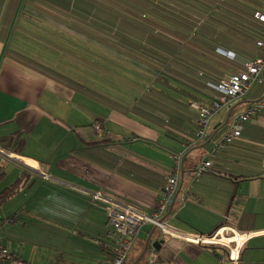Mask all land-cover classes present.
<instances>
[{
	"label": "crops",
	"instance_id": "crops-1",
	"mask_svg": "<svg viewBox=\"0 0 264 264\" xmlns=\"http://www.w3.org/2000/svg\"><path fill=\"white\" fill-rule=\"evenodd\" d=\"M233 1L264 12L260 0ZM76 2L0 0V152L11 155L3 161L0 154V190L16 184L0 201V224L10 234V242L0 240L9 254L0 264H30L21 244L36 239L57 240V264H112L106 205L91 193L103 191L151 214L176 155L178 187L164 217L175 235L143 224L126 264H264V112L212 154L230 116L264 95V84L216 113L203 140L189 141L183 137L193 136L197 112L188 103L208 105L211 91L171 74L175 55L163 61L164 49L175 51L180 36L192 33L179 46L188 54L184 61L201 53L213 76L234 72L212 54L214 44L234 46L218 17L200 20L210 0H167L181 22L165 24L173 43L153 40L158 70L93 40L92 23L83 32L73 19L82 13ZM123 39L116 45L124 46ZM254 51V57L261 52ZM94 122L102 124L101 133ZM204 160L211 167L197 173ZM185 235L215 240L194 243Z\"/></svg>",
	"mask_w": 264,
	"mask_h": 264
},
{
	"label": "trees",
	"instance_id": "trees-1",
	"mask_svg": "<svg viewBox=\"0 0 264 264\" xmlns=\"http://www.w3.org/2000/svg\"><path fill=\"white\" fill-rule=\"evenodd\" d=\"M75 1H77L76 5L82 10V13H78L73 19L76 24L81 26L80 29L83 32L89 34V32L85 31L83 27L92 23L91 36L93 40L107 44L122 53L124 52L130 58H133L146 66L156 70L160 69L159 66L152 62V58H154L156 52L153 48V40H170L173 43L174 38L171 36L172 32L166 28L167 26L165 24L169 23L171 20L181 22L179 16L171 13L169 9L165 7L167 0ZM209 4V10L203 13L200 20H202L203 23L207 20L212 22L214 16L218 17V22L220 23L221 28H223L222 30L225 31L227 36H229V41L234 42L233 47L214 44L212 54L233 64V68L235 67L233 69L234 72L241 71L244 69V62L254 58L256 53L254 51L256 47L255 41L258 39L264 40V24L254 18V10L249 9V6H243L233 0H210ZM248 15L251 16V19L246 18ZM121 35L124 36L123 40L126 41V43L124 42V46L119 47V45H116L115 41ZM190 35H187L186 37L180 36V42H178L175 51L172 48L164 49L167 52L163 55V61L166 62L164 65L168 63L169 52L170 55H175L172 59L173 69L170 73H173L176 76H183L185 74L186 76H189L192 82H194V84L192 83L193 85H197L198 83L204 85V87L211 91L210 98L212 100L214 96L218 94V82L227 75H216L214 73L215 76H213L210 72L212 63H207L201 59L199 57L201 53L196 56L190 55L189 58L184 61L185 56H188V54H186L179 46L185 45L186 42L190 41L188 36L194 37L192 33H190ZM228 51L234 52V58L230 59L227 56ZM177 60L181 63L177 64ZM168 67L169 64L166 68ZM166 71L169 70L166 69L165 72ZM193 103L196 102L191 101L188 103L191 108H193ZM199 105L206 106L202 104ZM194 110L197 112L194 121V134L190 137L185 135H183L185 137H182L184 139L186 138V140L189 139V141L192 140L196 142L199 113L196 109ZM96 123L97 122H94L92 126ZM100 125L102 126V124ZM3 174L4 173L0 171V178ZM15 190V183L0 190V201L8 198ZM112 251L113 247L110 252L111 254Z\"/></svg>",
	"mask_w": 264,
	"mask_h": 264
},
{
	"label": "built area",
	"instance_id": "built-area-1",
	"mask_svg": "<svg viewBox=\"0 0 264 264\" xmlns=\"http://www.w3.org/2000/svg\"><path fill=\"white\" fill-rule=\"evenodd\" d=\"M254 18L264 24V12H255ZM255 45L261 50L260 54L244 62L243 70L229 74L220 80L217 84L218 94L214 96L209 105L201 106L197 103L192 104V107L199 113L196 131L197 141H201L206 137L209 122L216 113L230 106L234 101L246 97L256 84H264V40H256ZM227 56L230 59L234 58V54L230 52L227 53ZM262 112H264V95L252 103L244 104L239 110L234 111L229 118L226 130L215 142L212 154L216 153L220 148L228 146L234 139L240 137L244 124ZM93 128L95 132H102V126L99 123L94 124ZM0 154L3 161L11 156L6 152H0ZM180 158L181 155L175 156L176 164L168 173L166 181L161 189L159 200L151 214H144L135 206L124 203L103 191L91 193L92 198L100 200L106 205L104 210L115 238V244L111 254L112 264H126L127 256L143 224L153 225L155 228H158L162 234L175 235V230L167 224L164 217L168 205L177 192L178 164ZM24 166L32 171H37L38 175L44 180H49L51 178L49 174L43 172L39 168L33 167L31 164L24 163ZM210 167L211 162L209 160H204L197 166L196 172H204ZM185 238L194 243L207 244L213 241L212 239H215V235L206 237L202 235H196L194 237L185 235ZM1 258H9L8 251L4 248H0V259ZM12 263L26 264L20 260H15Z\"/></svg>",
	"mask_w": 264,
	"mask_h": 264
},
{
	"label": "rangeland",
	"instance_id": "rangeland-1",
	"mask_svg": "<svg viewBox=\"0 0 264 264\" xmlns=\"http://www.w3.org/2000/svg\"><path fill=\"white\" fill-rule=\"evenodd\" d=\"M260 1L264 3V0H260ZM240 2H241L240 4L243 6H251L250 3H245L243 1ZM96 89L98 90L97 92L101 91V88L96 87ZM99 93L104 96H108L103 92V90L102 92ZM95 106L99 107V104L96 101H92V107L94 108ZM8 227L9 225L7 224H0V240H2L3 242L4 240L10 242L8 238V236L10 235L7 230ZM21 247H23V249L28 250L30 254L29 255L30 259H27V261H29L30 264H57V255L59 253L58 250L62 249L61 246H60L61 248L58 247L57 240H46V239H41V240L36 239L34 241L29 240L28 242H26V244H21ZM51 257L54 258V263H50ZM60 264H62V262Z\"/></svg>",
	"mask_w": 264,
	"mask_h": 264
},
{
	"label": "bare ground",
	"instance_id": "bare-ground-1",
	"mask_svg": "<svg viewBox=\"0 0 264 264\" xmlns=\"http://www.w3.org/2000/svg\"><path fill=\"white\" fill-rule=\"evenodd\" d=\"M214 240H215V239H214ZM221 241H222V242H225V243L229 242L228 239H223V238L221 239ZM234 251H235V250H234Z\"/></svg>",
	"mask_w": 264,
	"mask_h": 264
},
{
	"label": "water",
	"instance_id": "water-1",
	"mask_svg": "<svg viewBox=\"0 0 264 264\" xmlns=\"http://www.w3.org/2000/svg\"><path fill=\"white\" fill-rule=\"evenodd\" d=\"M154 228H155V227H154ZM154 244H157V246H158V245L160 244V242H159V243L157 242V243H154Z\"/></svg>",
	"mask_w": 264,
	"mask_h": 264
}]
</instances>
